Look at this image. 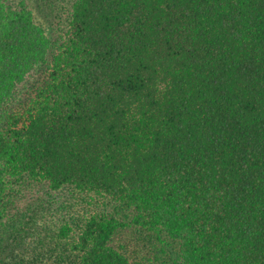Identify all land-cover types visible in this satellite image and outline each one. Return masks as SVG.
<instances>
[{
	"label": "trees",
	"instance_id": "trees-1",
	"mask_svg": "<svg viewBox=\"0 0 264 264\" xmlns=\"http://www.w3.org/2000/svg\"><path fill=\"white\" fill-rule=\"evenodd\" d=\"M0 264H264V0H0Z\"/></svg>",
	"mask_w": 264,
	"mask_h": 264
},
{
	"label": "rangeland",
	"instance_id": "rangeland-1",
	"mask_svg": "<svg viewBox=\"0 0 264 264\" xmlns=\"http://www.w3.org/2000/svg\"><path fill=\"white\" fill-rule=\"evenodd\" d=\"M37 3L35 5H36V9L41 13V14H39L40 21L44 22L48 26L50 24H52V22L56 23L57 20H56L55 16L50 15L49 10L45 6H43V8H39L38 7L39 3L38 4Z\"/></svg>",
	"mask_w": 264,
	"mask_h": 264
}]
</instances>
